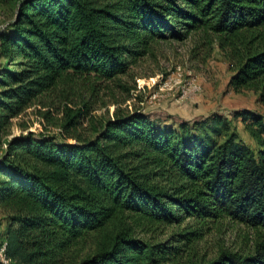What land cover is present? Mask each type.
I'll return each mask as SVG.
<instances>
[{
  "label": "trees",
  "instance_id": "1",
  "mask_svg": "<svg viewBox=\"0 0 264 264\" xmlns=\"http://www.w3.org/2000/svg\"><path fill=\"white\" fill-rule=\"evenodd\" d=\"M0 4L14 7L0 27V211L13 264H264V239L251 254L206 262L183 259L195 230L164 241L139 235L222 215L264 231V114H233L256 151L218 113L177 127L139 110L99 123L91 115L99 94L155 42L191 33L234 63L231 90L252 88L264 102V0ZM53 96L57 106L47 102ZM35 105L47 121L61 114L59 135L8 138L12 119ZM90 240L93 251L77 255Z\"/></svg>",
  "mask_w": 264,
  "mask_h": 264
},
{
  "label": "rangeland",
  "instance_id": "2",
  "mask_svg": "<svg viewBox=\"0 0 264 264\" xmlns=\"http://www.w3.org/2000/svg\"><path fill=\"white\" fill-rule=\"evenodd\" d=\"M13 11V4H0V27L13 17ZM0 63L5 61L0 59ZM233 72L234 63L229 62L216 42L211 46L205 44L201 33H191L181 41H157L129 74L120 76L99 94L91 115L94 122L99 123L114 116L115 112L139 110L159 125L177 127L181 120L218 113L228 120L238 138L256 151L258 142L246 130L241 118L233 114L242 109L264 114V102L260 101L259 92L252 88L231 90L228 82ZM48 101L57 106L60 100L53 96L47 98ZM37 110L35 105L13 118L8 138L25 135L28 131L59 135L61 114H54V119L47 121ZM83 125L89 127L90 122L84 121ZM68 142L74 141L69 139ZM4 148L0 147V154ZM184 230L197 232L191 246L183 253L184 260L207 262L222 252L248 255L254 252L257 242L264 239L263 230L226 215L206 221L186 218L178 225H159L154 233L140 230L139 235L164 241ZM5 231L6 219L0 211V248L6 243ZM94 248L95 241L90 240L80 245L75 253L84 256Z\"/></svg>",
  "mask_w": 264,
  "mask_h": 264
},
{
  "label": "built area",
  "instance_id": "3",
  "mask_svg": "<svg viewBox=\"0 0 264 264\" xmlns=\"http://www.w3.org/2000/svg\"><path fill=\"white\" fill-rule=\"evenodd\" d=\"M1 264H13L12 261L5 255L6 243L0 248Z\"/></svg>",
  "mask_w": 264,
  "mask_h": 264
}]
</instances>
